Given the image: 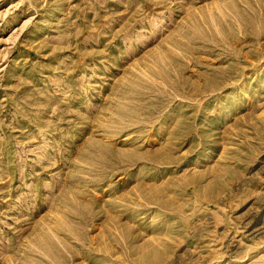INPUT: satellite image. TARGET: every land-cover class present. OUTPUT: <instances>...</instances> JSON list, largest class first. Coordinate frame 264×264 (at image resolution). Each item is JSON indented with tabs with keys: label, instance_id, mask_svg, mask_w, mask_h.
Here are the masks:
<instances>
[{
	"label": "rangeland",
	"instance_id": "rangeland-1",
	"mask_svg": "<svg viewBox=\"0 0 264 264\" xmlns=\"http://www.w3.org/2000/svg\"><path fill=\"white\" fill-rule=\"evenodd\" d=\"M0 264H264V0H0Z\"/></svg>",
	"mask_w": 264,
	"mask_h": 264
}]
</instances>
